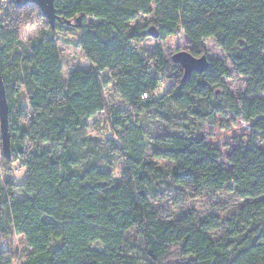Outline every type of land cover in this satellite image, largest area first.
Returning a JSON list of instances; mask_svg holds the SVG:
<instances>
[{"label":"trees","instance_id":"obj_1","mask_svg":"<svg viewBox=\"0 0 264 264\" xmlns=\"http://www.w3.org/2000/svg\"><path fill=\"white\" fill-rule=\"evenodd\" d=\"M54 6L58 26L77 27L88 62L67 79L53 28L20 35L33 19H44L39 7L0 0L11 151L3 156L0 139V264L19 259L15 235L26 245L18 264H264V148L256 143H264V0H54ZM150 27L161 40L183 33L195 57L206 55L203 39L213 38L247 77L243 94L229 93L222 78L230 72L218 59L208 58L203 72L183 81L172 54L138 45ZM106 69L121 98L113 106L101 80ZM225 111L252 128L248 145L226 156L228 168L202 130ZM99 113L106 114V133L90 141L87 120ZM88 142L96 146L91 159L83 149ZM115 157L124 163L119 177L109 166ZM14 164L23 170L20 181ZM216 193L240 202L226 215L188 209L175 218L156 204L170 194L182 206Z\"/></svg>","mask_w":264,"mask_h":264},{"label":"rangeland","instance_id":"obj_2","mask_svg":"<svg viewBox=\"0 0 264 264\" xmlns=\"http://www.w3.org/2000/svg\"><path fill=\"white\" fill-rule=\"evenodd\" d=\"M70 22L72 24H77L76 19H72ZM146 22V18L139 20L141 25H144ZM56 24L57 25L53 27L52 31H54V33L58 36V46L63 58V75L67 79L73 69L80 67L87 68L88 62L83 57V52L76 43L78 39V33L76 30L77 27L73 26V29L71 28V30H66L65 28L58 26L61 25L60 21H56ZM45 30H50V26L45 18L40 20L33 19L31 24L21 28L20 35L23 37H34L38 35L39 32ZM137 43L140 47L147 51H153L159 48L166 54H173L176 51L187 50L184 45L183 33L171 35L164 40L149 36L144 40L137 41ZM203 44L206 48L207 58L218 59L226 63L230 76L222 78V82L229 93L236 97L243 94L247 84V77L240 75L232 68L225 57L223 50L218 46L213 38H204ZM101 80L104 84V90L109 106L119 104L121 98L117 92L116 83L107 69L101 72ZM217 89L219 90V88ZM259 95L264 97V93ZM105 119L106 114L99 113L87 120V129L85 133L90 141H99L104 138L103 136L106 133ZM157 126L156 122L153 121L150 131L155 133L158 129ZM202 130L205 133L206 141L221 151L222 158L220 159V163L227 168L230 167V165L226 162V156L240 144L247 146L252 134V128L249 123L244 122L239 115H235L229 111L217 114L215 125L204 123ZM256 143L259 147L264 148V143L260 140H257ZM92 145V143L88 142L83 146V149L87 151L86 154L89 155L90 159L92 157V150L94 148L96 149V146ZM148 159H151L156 164L164 167H170L171 165L170 162L165 160L152 159L151 157H148ZM109 166L112 167L113 173L116 177H119L124 169V163L122 159L118 157L111 158ZM13 168L16 180L20 181L22 179L23 170L20 169L17 164H14ZM176 200V197L173 194H170L169 197L161 198L156 201L158 208L162 210L165 218H175L183 214L188 209H196L202 217L208 214L226 215L234 211L236 205L240 202V200L232 193H216L215 195L208 194L203 197L190 198L186 200L183 205L181 204L182 206L177 204ZM12 246L14 254L16 257H19L17 261H14V264H18V261H22L23 259V250L26 249L22 236H13ZM172 253V255H175L174 252Z\"/></svg>","mask_w":264,"mask_h":264},{"label":"water","instance_id":"obj_3","mask_svg":"<svg viewBox=\"0 0 264 264\" xmlns=\"http://www.w3.org/2000/svg\"><path fill=\"white\" fill-rule=\"evenodd\" d=\"M34 2L41 11L43 17L47 20L51 28L54 27L55 21L59 19V16L55 12L54 0H30ZM79 22V17L76 18ZM69 23V22H66ZM149 34L156 38L157 31L154 27L149 28ZM173 62L178 63L183 68L182 80L186 81L191 72H203L208 65V58L206 55L199 57L193 56L187 50L176 51L171 56ZM0 139H1V151L5 158H10V135L8 127V106L5 96V90L0 77Z\"/></svg>","mask_w":264,"mask_h":264},{"label":"built area","instance_id":"obj_4","mask_svg":"<svg viewBox=\"0 0 264 264\" xmlns=\"http://www.w3.org/2000/svg\"><path fill=\"white\" fill-rule=\"evenodd\" d=\"M143 96H144V94H143Z\"/></svg>","mask_w":264,"mask_h":264}]
</instances>
